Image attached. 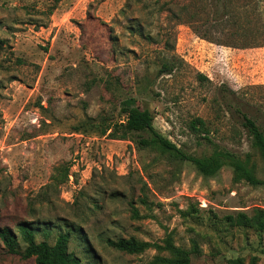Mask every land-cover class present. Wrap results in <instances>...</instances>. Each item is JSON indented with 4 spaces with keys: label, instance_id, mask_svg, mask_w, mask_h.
I'll list each match as a JSON object with an SVG mask.
<instances>
[{
    "label": "rangeland",
    "instance_id": "374dc122",
    "mask_svg": "<svg viewBox=\"0 0 264 264\" xmlns=\"http://www.w3.org/2000/svg\"><path fill=\"white\" fill-rule=\"evenodd\" d=\"M124 100L185 154L229 152L264 183L232 109L264 132V0H0V227H55L52 245L57 226H80V264H264V232L226 219L264 211V185L83 125L123 120ZM197 118L208 140L188 128ZM0 264L34 262L0 241Z\"/></svg>",
    "mask_w": 264,
    "mask_h": 264
},
{
    "label": "trees",
    "instance_id": "16d2710c",
    "mask_svg": "<svg viewBox=\"0 0 264 264\" xmlns=\"http://www.w3.org/2000/svg\"><path fill=\"white\" fill-rule=\"evenodd\" d=\"M60 1L53 0L54 3ZM158 73L161 75L163 73L170 74L171 68L168 64H163ZM232 109L241 116L242 125L246 128L253 144L264 160V132L256 125L254 120L242 113L239 108L232 106ZM120 111L124 115L123 120L107 123L104 118H100L97 122L88 119L84 121L83 125L95 129L101 136H107L114 140L131 141L137 149H155L178 160L189 162L204 177H212L223 166H227L231 168L235 181L243 180L251 186L264 185L263 182L254 177L246 163L235 159L229 152L215 151L208 157H192L185 154L154 128L152 115L147 109L140 110L132 107L129 100H124L121 102ZM188 128L196 135H203V139L208 140L206 137L208 130L203 120L194 119L188 124ZM66 171L64 170L63 173L64 179L66 178ZM132 213L136 215L134 208H132ZM226 219L233 226L251 225L256 231L264 232V211L262 210H254L251 216L238 213L236 217L228 216ZM15 228L16 230H11L9 227H0V241L7 253L20 255L22 259H33L34 264H80V259L74 253L68 252V246L73 237L80 242L84 239L80 226L74 224H66L62 228L57 226L52 245L47 242V239L52 236L55 227L45 226L41 228L32 222H20L15 225ZM37 235H41L43 240L36 242ZM20 240L23 244L22 251H20ZM103 242L108 248L126 254H137L147 247V244L134 238L112 239L105 237ZM177 263L188 264L186 259L177 261Z\"/></svg>",
    "mask_w": 264,
    "mask_h": 264
}]
</instances>
